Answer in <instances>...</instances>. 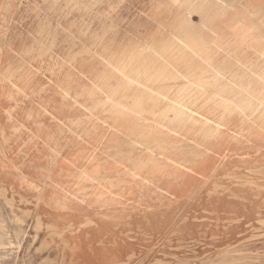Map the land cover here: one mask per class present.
Returning a JSON list of instances; mask_svg holds the SVG:
<instances>
[{
  "label": "rangeland",
  "instance_id": "374dc122",
  "mask_svg": "<svg viewBox=\"0 0 264 264\" xmlns=\"http://www.w3.org/2000/svg\"><path fill=\"white\" fill-rule=\"evenodd\" d=\"M262 52L264 0H0V264H264Z\"/></svg>",
  "mask_w": 264,
  "mask_h": 264
},
{
  "label": "bare ground",
  "instance_id": "6f19581e",
  "mask_svg": "<svg viewBox=\"0 0 264 264\" xmlns=\"http://www.w3.org/2000/svg\"><path fill=\"white\" fill-rule=\"evenodd\" d=\"M124 48H125V47H124ZM127 49H128V48H127ZM129 50H130V49H129ZM119 52H120V51H119ZM180 52H181V51H180ZM124 54H125V53H124ZM261 54L264 55V52H262ZM132 55H133V54H132ZM115 56H116V55H115ZM115 56H114V57H115ZM132 57H133V56H132ZM112 58H113V57H112ZM118 59H119V58H118ZM118 59H117V60H118ZM111 60H112V59H111ZM111 60H110V61H111ZM130 60H131V59H130ZM112 61H113V60H112ZM119 61H120V60H119ZM122 61H123V60H122ZM122 61H120V62H122ZM128 61H129V60H128ZM116 63L118 64V62H116ZM114 64H115V63H114ZM124 64H125V63H124ZM131 64H134V63H131ZM115 65H116V64H115ZM120 66H121V63H120ZM124 66H125V65H124ZM131 67H132V66H131ZM129 68H130V67H129ZM137 68H138V67H137ZM132 69H133V68H132ZM135 70H136V69H135ZM133 71H134V70H133ZM133 71H132V72H133ZM137 71H138V69H137ZM137 71H136V72H137ZM145 71H146V70H145ZM115 72H117V71H115ZM154 72H155V71H154ZM156 72H157V71H156ZM134 73H135V71H134ZM146 73H147V72H146ZM146 73H145V74H146ZM111 74H112V73H111ZM124 74H125V73H124ZM139 74H140V73H139ZM100 76H101V75H100ZM135 76H136V74H135ZM225 76H226V75H225ZM138 77H139V76H138ZM100 78H101V77H100ZM143 78H144V77H143ZM138 79H139V78H138ZM140 80L142 81V78H141ZM250 80H251V79H250ZM100 81H101V80H100ZM105 81H106V80H105ZM128 81H129V80H128ZM213 81H215V80H213ZM237 82H238V81H237ZM102 83H103V82H102ZM131 83H132V82H131ZM248 83H249V82H248ZM241 84H242V83H241ZM249 84H250V83H249ZM249 84H248V85H249ZM100 85H101V84H100ZM220 85H221V84H220ZM236 85H237V84H236ZM243 85H244V84H243ZM253 85H254V84H253ZM103 86H104V84L102 85V87H103ZM105 86H106V84H105ZM108 86H109V85H108ZM110 86H111V84H110ZM244 86H245V85H244ZM191 87H192V86H191ZM223 87H224V86H223ZM223 87H222V89H223ZM248 87H249V86H248ZM103 88H105V87H103ZM179 88H180V87H179ZM219 88H220V86H219ZM238 88H239V87H238ZM238 88H237V89H238ZM246 88H247V87H246ZM246 88H245V89H246ZM251 88H253V87H251ZM107 89H108V91H109V87H108ZM184 89H186V88H184ZM234 89H235V88H234ZM253 89H254V88H253ZM100 90H102V89H100ZM114 90H115V89H114ZM114 90H113L112 92H116V91H114ZM117 90H118V88H117ZM243 90H244V89H243ZM137 91H138V90H137ZM182 91H183V88H181V89L178 91L179 96H177V97H175V98H172V97H171L172 102H173V100H176V99H177L178 101H183V100H184V95L182 94ZM229 91H231V89H229ZM263 91H264V90H263ZM105 92H106V91H105ZM156 92H157V91H156ZM220 92H221V91H220ZM222 92H223V91H222ZM106 93H109V92H106ZM116 93H117V92H116ZM144 93H145V92H144ZM162 93H163V92H162ZM162 93H161V94H162ZM218 93H219V92H218ZM226 93H227V92H226ZM135 94H137V93H135ZM139 94H140V92H139ZM145 94H146V93H145ZM147 94H148V92H147ZM164 94H165V93H164ZM114 95H115V94H114ZM114 95H113V96H114ZM124 95H125V94H124ZM132 95H134V94H132ZM150 95H152V94H150ZM150 95H149V96H150ZM231 95H232V94H231ZM113 96H112V97H113ZM115 96H117V95H115ZM130 96H131V94L129 95V97H130ZM141 96H142V95H141ZM149 96H148V97H149ZM229 96H230V95H229ZM125 97H126V95H125ZM133 97H135V95H134ZM137 97H138V95H137ZM146 97H147V96L145 95V100L147 99ZM156 97H157V96H156ZM165 97H166V96H165ZM189 97H190V95H189ZM109 98H110V97H109ZM114 98H115V97H114ZM130 98H131V97H130ZM138 98H139V97H138ZM190 98H191V97H190ZM260 98H261V97H260ZM75 99H76V98H75ZM116 99H117V98H116ZM123 99H125V98L123 97ZM134 99H135V98H134ZM136 99H137V98H136ZM152 99H153V101H152V105L149 106V107H153V108L150 109V110L153 111V112L151 111V112H152V116L155 117V118H157L158 116H159V117H163V115H159V114H158V111L155 110V107H156L159 103H161V102L158 103V101H159L160 99L158 100V99L155 98V97L152 98ZM229 99H231V98H229ZM114 100H115V99H114ZM120 100H122V98H121ZM127 100H128V99H127ZM130 100H131V99H130ZM141 100H142V98H141ZM147 100H148V99H147ZM162 100H163V99H162ZM259 100H260V99H259ZM116 101H117V100H116ZM139 101H140V99H139ZM163 101H164V100H163ZM220 101H221V100H220ZM222 101H223V100H222ZM226 101H227V100H226ZM226 101H225V102H226ZM107 102H108V100H107ZM134 102H135V100H134ZM146 102H148V101H146ZM146 102H145V103H146ZM111 103H112V102H111ZM113 103H114V102H113ZM125 103L127 104V101H126ZM163 103H164V102H163ZM163 103H161V104H163ZM182 103H183V102H182ZM193 103H194V100L191 99V101L189 102V106H188V107H191V105H192ZM261 103H262V102H261ZM103 104H104V102H103ZM122 104H123V103H122ZM136 104H138V101H137ZM136 104H135V105H136ZM140 104H141V103H140ZM149 104H151V103H149ZM167 104H168V102H167ZM175 104H176V103H175ZM226 104H227V103H226ZM230 104H232V103H230ZM237 104H238V105H242V106H243V109H242V110L246 111V108H247L248 106H247L245 103H243V101H239V102H237ZM250 104H251V103H250ZM259 104H260V103H259ZM89 105H90V104H89ZM138 105H139V104H138ZM98 106H99V105H98ZM127 106H128V105H127ZM139 106H140V105H139ZM141 106H142V104H141ZM143 106H144V105H143ZM143 106H142V108H143ZM147 106H148V105H147ZM161 106H162V105H161ZM165 106H166V105H165ZM226 106L228 107L229 105H226ZM129 107H130V106H129ZM172 107H173V106H172ZM227 107H226V108H227ZM146 108H147V107H146ZM158 108H159V107H157V109H158ZM170 108H171V107H170ZM170 108H167V109H170ZM175 108H176V107H175ZM135 109H136V108H135ZM138 109H139V108H138ZM138 109H136V110H138ZM153 109H154V110H153ZM161 109H162V107H161ZM167 109H165V111H167ZM177 109H178V107H177ZM194 109H195V108H194ZM108 110H109V109H108ZM144 110H145V109H143V111H144ZM145 111H146V110H145ZM165 111H164V112H165ZM195 111L197 112V109H195ZM226 111H227V110H226ZM140 112H141V111H140ZM174 112H175V110H174ZM174 112H173V115L175 114ZM147 113H148V112H147ZM160 113H161V112H160ZM166 113H167V112H166ZM145 114H146V112H145ZM150 115H151V114H150ZM180 115H181V114H180ZM165 116H166V115H165ZM174 116H175V115H174ZM174 116H173V117H174ZM182 116H183V115H182ZM182 116H181V117H182ZM188 116H189V115H188ZM191 116H192V115H191ZM167 117H168V116H167ZM179 117H180V116H179ZM181 117H180V118H181ZM189 117H190V116H189ZM168 118H169V117H168ZM171 118H172V117H171ZM183 118H184V117H183ZM175 119H176V118H175ZM190 119H191V118H190ZM172 120H173V119H172ZM172 120H171V121H172ZM179 121H180V120H179ZM182 121H183V120H182ZM185 121H187V120H185ZM176 122H177V121H176ZM177 123H178V122H177ZM180 123H181V122H180ZM208 130H209V129H208ZM210 131H211V129H210ZM210 131H209V132H210ZM151 146H152V145H151ZM119 261H120V260H119ZM255 261H256V260H255Z\"/></svg>",
  "mask_w": 264,
  "mask_h": 264
}]
</instances>
